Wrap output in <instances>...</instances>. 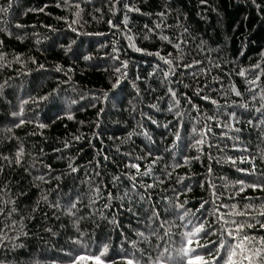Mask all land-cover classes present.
<instances>
[{
	"label": "trees",
	"instance_id": "obj_1",
	"mask_svg": "<svg viewBox=\"0 0 264 264\" xmlns=\"http://www.w3.org/2000/svg\"><path fill=\"white\" fill-rule=\"evenodd\" d=\"M262 212L264 0H0V264H264Z\"/></svg>",
	"mask_w": 264,
	"mask_h": 264
},
{
	"label": "snow or ice",
	"instance_id": "obj_2",
	"mask_svg": "<svg viewBox=\"0 0 264 264\" xmlns=\"http://www.w3.org/2000/svg\"><path fill=\"white\" fill-rule=\"evenodd\" d=\"M239 75L243 76L244 73L241 72L239 73ZM252 82L255 83V81ZM173 95H175V93H173ZM237 95H239V93H237ZM198 143H203V141L202 140L198 141ZM132 167H138V166L132 165ZM74 206L75 205H73V207ZM236 214L244 215V213H236ZM261 215H264V212H262ZM225 223H227V221H225ZM233 223H235V221H233ZM248 227H251V225H248ZM243 229H244V225H237V227L234 230L227 232L228 237L231 238L230 241L227 243V246H225L224 243H221L217 247V249L212 250L208 253V255L212 257L213 261L217 258L218 253L221 250H223L225 255L227 256L226 264H238L237 260L234 259L237 256L240 257L239 264H243L244 261H249V264H251L252 257L250 255H247L246 253L252 250L248 247V245L253 244L256 238L249 236L247 233L243 231ZM202 231H204V226L203 223L201 222L199 226L195 227V230L191 233V235L193 236L198 235ZM189 243H191V241H189ZM260 243H264V240H261ZM259 252H260L259 249L255 250V253L257 255H259ZM190 253H195V255L191 256ZM100 255H103V252H101ZM184 255L190 257L189 260L187 261V264H212V261L206 259L205 255L197 252L196 248H189L188 250L184 251ZM79 259H83V257H79ZM96 259L98 260L99 257H96ZM126 264H133V261L128 260Z\"/></svg>",
	"mask_w": 264,
	"mask_h": 264
}]
</instances>
